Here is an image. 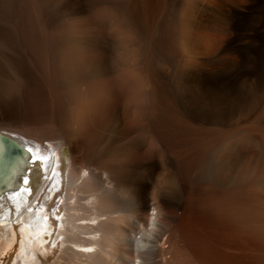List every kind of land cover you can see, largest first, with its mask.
I'll return each mask as SVG.
<instances>
[{"label":"bare ground","instance_id":"6f19581e","mask_svg":"<svg viewBox=\"0 0 264 264\" xmlns=\"http://www.w3.org/2000/svg\"><path fill=\"white\" fill-rule=\"evenodd\" d=\"M218 1L214 6L195 0L202 13H194L192 20L180 17V27L194 29L186 34L166 20L167 27L161 22L144 29L123 20L114 0H65L63 11L82 15L93 9L89 35L81 20L80 35L74 37L80 47L77 63L89 64L81 72L86 88L78 97L77 128L65 133L53 125L36 134L22 125L0 124V264H224L230 256L225 248L243 245L241 238L249 231L239 212L257 215L254 202H264L247 187L232 190L217 175L189 192L182 181L175 183L177 190L169 177L163 186L155 181L163 162L177 164L180 157L176 147L154 135L156 118L171 114L196 130L203 122H224L216 115L238 106V84L240 96L260 90L264 100V0ZM104 5L109 10L102 14ZM19 21L24 24L23 15ZM167 28L176 33L171 44L179 55L165 59ZM37 44L45 45L39 39ZM152 44L153 71L147 62ZM12 46L16 55L26 53L30 64L22 81L34 85L41 75L36 55L24 41L12 40ZM131 46L136 47L132 60L116 64V47ZM162 60L175 63L177 73ZM156 82L164 83L172 110ZM30 88L15 93L17 103L0 101L1 119L19 122L22 110L32 107L25 100L34 91ZM44 111L54 114L49 106ZM2 135L17 140L24 151L7 147ZM246 137L252 132H244L239 142ZM115 139H125L119 151L124 160L110 171L100 164L98 148H109ZM62 143L70 152L67 172ZM226 146L232 148L233 142Z\"/></svg>","mask_w":264,"mask_h":264},{"label":"rangeland","instance_id":"374dc122","mask_svg":"<svg viewBox=\"0 0 264 264\" xmlns=\"http://www.w3.org/2000/svg\"><path fill=\"white\" fill-rule=\"evenodd\" d=\"M207 1H210L214 6L220 5L218 0ZM64 2L65 0H0V27L2 28H0V101L17 103L14 97L19 90H28V87L36 90V92H32L30 97L27 93L25 94V100H28L32 107H28L29 110L27 108L22 110V115L18 116L19 122L10 118L1 119L0 117V124L22 125L36 134H43L46 129L53 127V125L65 133L77 128L78 97L79 93L86 88V82L82 83L80 80L86 74H81V72L88 69L89 64L79 66L77 63L80 47L76 45L75 41L80 35L81 27L79 26H82L83 20V27H86V33H84L89 35L93 9L82 15L73 14L68 10L63 11ZM114 3L115 8L120 10L121 19L137 23L143 26V29L144 27H153L156 23L166 20L167 22H165L170 25L171 29L180 28L186 34L194 33V29L185 27V25L180 27L181 15L185 14L184 16L189 18L191 16L190 19L192 20V15L202 13L203 9L195 0H114ZM102 7V14L109 10L106 5ZM22 15L26 22L24 24L19 21ZM166 16H169L168 20ZM190 24L191 22L188 25ZM77 27L79 30L76 31ZM170 28H167V39L162 45L167 53L161 51L165 59L179 55L171 44V35H176V33L174 31L175 34L172 33ZM77 34L79 35L77 36ZM148 35L151 40L153 36ZM123 36L122 38L119 37L121 38L119 41L124 39ZM38 39L43 41L45 45L37 44ZM12 40L26 42V47L28 46L36 55L41 75L38 76L37 83L34 85L22 81L29 71L30 63L24 51L21 50L23 55H16ZM116 48L112 53L113 61L116 64L132 60V56L136 53L135 46L127 47V49ZM127 52L128 54H126ZM153 52L154 46L152 44L147 53L148 67L152 71ZM182 58L183 56H180L175 62L181 65ZM161 64L164 67L168 64L167 70L170 72L176 70L175 73H177L179 70L175 63L172 66L168 61L166 64V60H162ZM156 84L157 86H154L162 93V101L167 104L169 110H172L174 104L171 96L165 93L164 83L156 82ZM260 92V90H256L253 94L249 89L240 96L242 93L238 84L234 91L235 95L239 94L236 96L238 106L228 107L226 112H219L216 115L224 122L215 120L211 123L212 125L208 126L203 122L197 130L188 121H183L180 117L171 114L159 120L156 118L154 135L166 140L180 152L177 164L163 162L161 170L155 176L156 183L163 186L164 179L169 177L173 181L171 185L173 188L177 190L178 186L175 183L182 181L186 192H189L200 183L210 182L217 175L222 177L227 186L232 185L234 188H231L232 190L247 187L251 190L254 198L264 200V100H262V92ZM35 106H38L39 110ZM48 106L50 110L51 108L54 109V114L44 111V107ZM228 119L231 120L228 121L229 123L227 122ZM92 126L93 123L90 122L86 130L90 131ZM247 131L252 132L253 137H246L245 142H239L238 139ZM124 142L125 139H115L109 148H98L99 161L100 164H103V168L113 171L116 166L115 163L124 160V155L119 153ZM230 142H233V146L227 148L226 145ZM61 145L60 149L64 160L63 169L67 172L70 158L69 147L65 143ZM146 149L147 147H144L140 152ZM217 159L220 161V165L215 166ZM196 169H198L197 173L200 174L198 181L193 175ZM174 173L177 174V178ZM172 177L175 178V181ZM254 203L255 207L258 208L257 215L239 210V220L240 222L243 220L241 223L247 226L249 233L241 238L242 246L225 248L226 253L230 256L226 257L224 264H264V202ZM225 206L227 207L226 210H230L231 207L228 203H225ZM243 213H246L245 216L249 215L250 219H248L249 216L241 215ZM179 215V222L182 223L185 210L181 209Z\"/></svg>","mask_w":264,"mask_h":264},{"label":"water","instance_id":"95a60500","mask_svg":"<svg viewBox=\"0 0 264 264\" xmlns=\"http://www.w3.org/2000/svg\"><path fill=\"white\" fill-rule=\"evenodd\" d=\"M1 140L3 141V143L8 147H16L18 150L20 151H24V148L22 145H20V143L15 140V139H12L11 137H9L8 135H2L1 136Z\"/></svg>","mask_w":264,"mask_h":264}]
</instances>
